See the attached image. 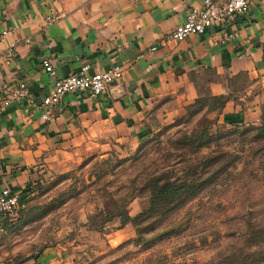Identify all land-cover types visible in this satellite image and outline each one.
Listing matches in <instances>:
<instances>
[{
	"label": "crops",
	"instance_id": "crops-1",
	"mask_svg": "<svg viewBox=\"0 0 264 264\" xmlns=\"http://www.w3.org/2000/svg\"><path fill=\"white\" fill-rule=\"evenodd\" d=\"M202 0H0V54L15 53L0 67V101L26 83L40 102L53 87L40 65L47 58L57 78L88 64L93 72L113 65L122 78L105 94L67 95L51 121L25 103L0 115V191L23 193L90 144L135 147L161 123L197 99H224L216 123L224 129L264 124V0L227 28L212 27L182 42L167 35ZM56 22L43 26L46 15ZM234 34V36H232ZM28 42H25V41ZM154 52H150L152 47ZM52 259V258H51ZM49 258L40 264H52Z\"/></svg>",
	"mask_w": 264,
	"mask_h": 264
},
{
	"label": "rangeland",
	"instance_id": "rangeland-1",
	"mask_svg": "<svg viewBox=\"0 0 264 264\" xmlns=\"http://www.w3.org/2000/svg\"><path fill=\"white\" fill-rule=\"evenodd\" d=\"M214 107L197 99L135 147L90 144L50 169L0 216V264H264V135L221 128ZM196 167L208 174L187 198L136 224L118 216L149 206L136 177L197 179Z\"/></svg>",
	"mask_w": 264,
	"mask_h": 264
},
{
	"label": "built area",
	"instance_id": "built-area-1",
	"mask_svg": "<svg viewBox=\"0 0 264 264\" xmlns=\"http://www.w3.org/2000/svg\"><path fill=\"white\" fill-rule=\"evenodd\" d=\"M252 0H202L199 8L187 11L184 22L168 35L167 40L179 43L191 36H203L212 27L227 28L236 19L246 15L250 9ZM53 13L46 15L43 26L49 27L56 22ZM7 33H1L0 37ZM234 36V34L232 35ZM25 42H28L27 40ZM152 47L150 52H154ZM15 53L11 50L0 54V67L11 64ZM41 68L52 78L54 83L51 92L40 102L30 97L29 89L24 82H20L14 90L6 91L0 101V115L13 103H25L32 111H40L41 119L51 121L54 110L62 100L70 94L79 96L97 97L106 93L108 88L122 78L123 70L119 65H113L109 69L93 72L90 65H83L79 71L63 78H57L52 64L47 58L40 61ZM25 196L11 189L0 191V216L12 215L23 207Z\"/></svg>",
	"mask_w": 264,
	"mask_h": 264
},
{
	"label": "trees",
	"instance_id": "trees-1",
	"mask_svg": "<svg viewBox=\"0 0 264 264\" xmlns=\"http://www.w3.org/2000/svg\"><path fill=\"white\" fill-rule=\"evenodd\" d=\"M212 100L216 103V107H214L213 110L219 111L224 106V99L221 98H212ZM250 128L247 129L246 132L256 131L258 132V136L264 135V124L255 127V126H249V127H243ZM229 129H242V128H229ZM204 138V139H203ZM192 138L186 137L185 141H188V144L190 146L196 145L195 142L191 140ZM206 137H202V141L197 144V147L195 148V152L200 151L204 148H206L208 141L205 140ZM206 167L203 170H199L197 167L194 169V173L196 174L197 179L190 178L189 176H184L183 178L179 177H170L167 176L164 173H158L153 176H148L144 178H138L136 177L135 182L138 180L140 181L138 183L139 187H137L135 190L136 192L141 195H147L149 197V206L147 210H144L142 214L137 216L134 219H130V217L126 214L118 215L121 219L124 220V222H132L133 224H136L139 222L141 217H143L147 212L149 213H155V212H164L165 206H170L173 202L179 201L182 199L187 198L191 194V190L193 186H196L197 181L200 180L199 175H206ZM200 172V173H198ZM199 174V175H198ZM173 180V181H172ZM135 182H132V185H135Z\"/></svg>",
	"mask_w": 264,
	"mask_h": 264
}]
</instances>
